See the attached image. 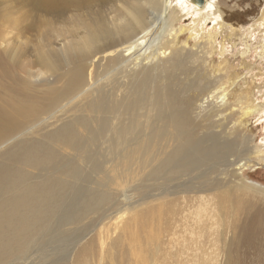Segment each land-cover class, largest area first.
I'll use <instances>...</instances> for the list:
<instances>
[{"label":"rangeland","instance_id":"374dc122","mask_svg":"<svg viewBox=\"0 0 264 264\" xmlns=\"http://www.w3.org/2000/svg\"><path fill=\"white\" fill-rule=\"evenodd\" d=\"M215 1L211 16L166 0L142 38L149 60L108 66L80 43L97 23L115 29L132 0H0V213L52 186L32 232L0 226V264H264V0ZM236 185L261 194L234 217ZM248 213L257 226L242 241Z\"/></svg>","mask_w":264,"mask_h":264},{"label":"bare ground","instance_id":"6f19581e","mask_svg":"<svg viewBox=\"0 0 264 264\" xmlns=\"http://www.w3.org/2000/svg\"><path fill=\"white\" fill-rule=\"evenodd\" d=\"M105 1H107V0H34V2L36 3V5L39 8H42L45 10H54L58 4H65L66 5V4L73 3V4H85V5L89 4V5H92V4H101ZM177 1L179 3L184 2V0H177ZM204 2H205L204 7H202L200 9V11L204 12V15L207 14L206 12H209L211 16H214L215 14H217L214 11L215 6H216L215 0H205ZM133 3H134L133 0H132L131 4L125 3L123 6L124 11L122 9H120V12L122 14L123 19L120 20L119 25L115 29H112L111 31H108V32H103L101 29H97V28L101 27V25H99L97 23L96 26L94 27V31H92V33L94 35L89 34L87 37H84L82 39L80 46L82 47V50L87 55V57L95 55V54L103 53L104 54L103 59H105L108 66L118 64V63L124 62L126 60L129 62V64H131L134 61L136 63L137 62L142 63L145 60H149L148 56L142 55V54H144V52L146 50L143 51V53H141V54L139 53L141 50L140 47L146 48V43L144 41H142V38L149 34V30L151 27H155L157 25V23L163 19V16L166 13V8H164V7L167 4V2H166V0H143L142 4H140L138 2V6H135V3L134 4ZM159 4L162 5L161 15H159V17L155 18V19L154 18L148 19V15H147L148 10H146V9H149L151 11V14H152V11L156 12V15H157L159 13V9H160ZM198 7H201V6H198ZM192 11L197 12L198 10H194L192 8ZM200 11H198V12L200 13ZM199 13H197V14H199ZM152 20L155 22L152 23L151 22ZM165 23L166 22L163 21L164 26H165ZM160 54H164V52H162ZM150 57L152 58L153 55H151ZM131 58H133V60L129 61ZM152 60H154V59H152ZM144 68H146V67H141L140 70L144 69ZM148 68L151 69L152 67L149 66ZM71 81H73V83H76V84H81L83 81L82 71L75 72L71 78ZM148 82H149V79H147L144 82V85H148L149 84ZM151 83H152V81H151ZM153 87H154V84H153ZM97 102H99V101H97ZM152 102H154L156 104L157 98H155V97L152 98ZM93 103H96V102H93ZM93 103H91V105H90V108L92 110H96V109L100 108V106L97 105V103H96V106H94ZM106 108H107V106H106ZM176 122L177 121L172 123V125L175 128H182L184 126L183 123L179 124ZM7 123L8 122L5 119L4 120L0 119V130L4 129L7 125ZM131 125H132V123H131ZM160 137L162 138V136H160L159 134H153L151 136V143H155L157 141V139H160ZM114 139H115V137H114ZM116 140H118V139H116ZM154 146H155V144L153 145V147ZM198 147H200L199 143H198ZM258 153H260V152H258ZM136 155H137V153H136ZM47 161H49V160H47ZM262 161L264 162V159ZM34 165H38V164H34ZM244 166L239 167L238 170H242L244 168ZM67 183H68V181H67ZM45 184H42L40 187H38L36 189H27L23 194L7 200L4 203V205H6L7 209L0 213V226L3 225L5 228L13 230L15 232V234H17V235H22V233L32 232L36 228V225L34 223V221H36L35 218H40V216H42V213H40V211L38 209V207H40V206H38V201L41 198L47 197L52 192V188H51L52 186L50 187L49 184L48 185H45ZM243 184H244V182H243ZM236 186H234L235 187L234 189L233 188L230 189L226 195V204L228 203L227 208L229 210V213L231 215H233L234 217H235V215H240L241 213H243V211L246 210L245 209L246 207L249 210V207L251 206V200H249L248 198H250V196H253V195H256L259 193L261 194V192H257L255 190L249 188V187H246V186L243 187V185L237 186V187ZM57 187H59V186H57ZM257 190H260V189H257ZM262 193H264V191H262ZM261 195L264 196V194H261ZM249 214L250 213H248V215ZM232 219H234V218L232 217ZM115 221H116L117 227H119V225L123 226L125 228L130 226L126 221H124L123 215L116 217ZM233 221L235 222V220H233ZM123 224H125V226ZM254 226H257V215H256V213L249 215L248 217H246L242 221L241 227H240L241 235L239 234L240 238H242V241L243 240L249 241L251 239V235L253 234V231H254L253 230ZM256 228H255V230H256ZM2 253H3V249L0 246V255ZM199 264H218V262L213 257L212 258L209 257L208 259L201 261Z\"/></svg>","mask_w":264,"mask_h":264},{"label":"water","instance_id":"95a60500","mask_svg":"<svg viewBox=\"0 0 264 264\" xmlns=\"http://www.w3.org/2000/svg\"><path fill=\"white\" fill-rule=\"evenodd\" d=\"M205 0H193L196 6H202Z\"/></svg>","mask_w":264,"mask_h":264}]
</instances>
